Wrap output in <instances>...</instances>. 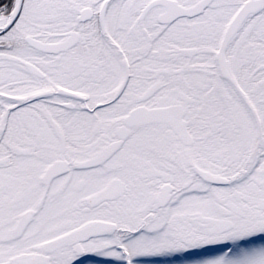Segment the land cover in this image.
Returning a JSON list of instances; mask_svg holds the SVG:
<instances>
[{
  "label": "snow or ice",
  "instance_id": "snow-or-ice-1",
  "mask_svg": "<svg viewBox=\"0 0 264 264\" xmlns=\"http://www.w3.org/2000/svg\"><path fill=\"white\" fill-rule=\"evenodd\" d=\"M0 264H264V0H0Z\"/></svg>",
  "mask_w": 264,
  "mask_h": 264
}]
</instances>
